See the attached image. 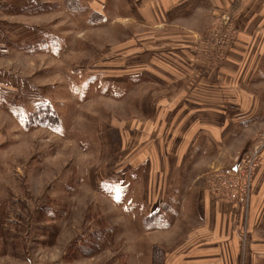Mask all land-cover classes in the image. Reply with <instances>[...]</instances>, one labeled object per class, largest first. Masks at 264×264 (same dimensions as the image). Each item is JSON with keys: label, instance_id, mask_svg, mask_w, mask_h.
I'll list each match as a JSON object with an SVG mask.
<instances>
[{"label": "rangeland", "instance_id": "1", "mask_svg": "<svg viewBox=\"0 0 264 264\" xmlns=\"http://www.w3.org/2000/svg\"><path fill=\"white\" fill-rule=\"evenodd\" d=\"M192 11L180 35L214 26ZM162 38L136 0H0V264H171L205 202L236 237L209 176L256 145L245 252L258 254L237 264H264V72L199 94L195 71L162 66ZM194 119L211 139L190 146Z\"/></svg>", "mask_w": 264, "mask_h": 264}, {"label": "crops", "instance_id": "2", "mask_svg": "<svg viewBox=\"0 0 264 264\" xmlns=\"http://www.w3.org/2000/svg\"><path fill=\"white\" fill-rule=\"evenodd\" d=\"M139 1V14L147 27L157 30L167 42L164 46L171 44V48L160 52L162 66L173 67V69H186L193 75L194 81L203 84V90L199 94L205 95L211 90L206 88L208 83H226L228 79L236 82H244L246 77L252 81L264 72V0H136ZM207 4L208 10L201 11L198 4ZM192 7L195 11L190 13L197 15L208 12L214 26L206 33L189 30L188 35H180V22L184 14ZM192 19V17H191ZM217 25V28H215ZM161 31V32H160ZM187 37V40L181 39ZM203 37V38H202ZM149 43L140 48L144 49ZM148 49V48H146ZM142 56V55H141ZM184 56H187L184 58ZM192 68V69H191ZM201 68L204 70H200ZM208 68L207 70H205ZM191 69V71H190ZM215 73L216 78H208L206 74ZM264 74V73H263ZM183 73L177 74L174 79L177 81ZM185 76V75H184ZM196 76V77H195ZM196 87L188 93L194 95ZM187 92H184L186 94ZM184 98L185 96L182 95ZM244 98V94L240 95ZM189 101L185 106L180 105V111L187 109ZM191 103V102H190ZM192 104V103H191ZM244 107V106H242ZM197 114L207 113L198 108L193 109ZM192 111V112H194ZM198 119V118H197ZM194 126H189L186 132L191 131L193 136L187 138L192 142L190 146L198 144L201 137H208L207 127L199 124L198 120ZM218 128V127H217ZM223 128H219L213 137ZM183 132V131H182ZM179 134L178 141H184ZM195 137V138H193ZM208 202V195H205ZM203 213L204 219L199 227L191 233L186 240V247L178 255L173 256L171 264H237L239 260V242L234 234H229L224 240V224L221 214L214 212L216 208L212 202H205ZM214 207V208H213ZM224 233L223 235H221ZM256 244L249 242L248 263L256 257ZM256 254V255H255ZM164 264H168L164 262Z\"/></svg>", "mask_w": 264, "mask_h": 264}, {"label": "built area", "instance_id": "3", "mask_svg": "<svg viewBox=\"0 0 264 264\" xmlns=\"http://www.w3.org/2000/svg\"><path fill=\"white\" fill-rule=\"evenodd\" d=\"M260 145L251 148L248 157L236 159L230 166L209 176L210 192L220 202L228 203L237 213L238 229L235 232L239 242V258L246 256L248 245L247 217L253 189L254 170L258 160Z\"/></svg>", "mask_w": 264, "mask_h": 264}, {"label": "trees", "instance_id": "4", "mask_svg": "<svg viewBox=\"0 0 264 264\" xmlns=\"http://www.w3.org/2000/svg\"><path fill=\"white\" fill-rule=\"evenodd\" d=\"M165 262V261H164ZM164 264V263H163Z\"/></svg>", "mask_w": 264, "mask_h": 264}]
</instances>
